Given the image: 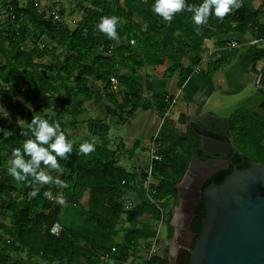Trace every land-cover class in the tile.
Instances as JSON below:
<instances>
[{"label":"trees","instance_id":"1","mask_svg":"<svg viewBox=\"0 0 264 264\" xmlns=\"http://www.w3.org/2000/svg\"><path fill=\"white\" fill-rule=\"evenodd\" d=\"M17 2V0H13L4 8L5 13L9 14L4 21L8 25L7 31L2 29V24L0 23V80L8 85L13 84L17 86L19 83L26 85V102L34 101L40 92L50 96H58L61 101V109L58 112L56 120L59 123L68 117V109L72 104L71 98L64 99L66 97L60 95L59 88L49 77V73H57L58 70L53 66H45L41 63L47 56V51L37 48L25 50L22 47L27 38L35 37L39 33L40 35H46L50 40H54L55 36H60V39L55 43L64 47L70 53L72 52L71 55L66 57L64 63L67 77L76 73L74 79L77 88H74L76 94L71 97L78 98L80 94H85V79L95 74L97 75V80L104 87L105 98L121 112L126 111L125 113L128 117H131L138 108L142 110L151 108V105L148 103H144L141 107L139 106L137 91L139 87L131 77L118 75L116 71L111 69L112 54L109 55L108 51L111 49L112 39L96 29V25L102 17L114 15L111 10L100 12L89 8L84 9L83 17L77 28L70 30L62 27L60 23L53 21L52 18H48L47 16V18H44L43 14H38L31 3H28L26 7L21 9ZM154 2L155 0H125L127 9L126 11H121V17L127 20L128 23L120 33L117 23L116 32L118 38L133 36L135 39H132L134 44L136 42L138 46L143 45L148 47L147 54L152 58L149 65L162 64L161 56L167 55L165 78H171L176 71L180 73L183 71L182 67L170 57L171 50L175 46L171 36H177L176 39L181 41L185 50L187 44L182 40L183 38L193 43L195 48L198 49V46L201 45L203 39L206 38L212 29L217 30L221 25L226 24V22L234 23L235 27L232 30L241 34L248 27L256 28L257 26V14L249 13L244 7L242 0H239L240 7L235 8L233 13L230 11L223 18L211 14L207 23L199 26L192 22V13L186 10L174 14L171 22L164 21L153 13L152 5ZM186 2L188 4L199 5L202 3V0H186ZM11 16H14V19ZM158 20L167 24L169 36L162 34L161 30L164 31L165 29L163 25H158ZM137 21L147 23L149 27L143 31ZM13 23L17 25V28H14ZM97 45H101L100 49L103 53L95 55L90 66L84 64L86 56ZM112 53L114 54L113 48ZM248 53L252 61L251 70L253 73H256V63L264 61V49L250 47ZM131 59L132 57L121 59V61L131 63ZM138 66L141 65L138 64ZM113 76L117 78L119 86H123L126 90L121 104H118L115 92L111 90L110 79ZM0 95L3 97V104L14 101L16 96L12 88L1 91ZM166 96L168 95L161 94L159 97L153 99V106L159 111L160 116L171 108L170 100L165 101ZM169 98L171 99L172 97L169 96ZM242 111L246 112L245 110ZM253 116L257 119L260 118L257 115ZM260 119L264 120V118ZM255 120L254 118L250 120L245 119L242 116L234 114L231 118L230 131L235 141L243 143L244 146L247 143H252L254 147L253 151L264 155V133L260 135L261 131L257 127L261 126V130L264 132V124L261 125L258 121L255 122ZM97 124L102 125V123ZM70 126L74 128L75 123L71 121ZM107 130L108 127L104 126V131L106 132ZM10 132V136L0 140V154L3 151L11 154L14 148L22 147L23 142L32 135L28 127H11ZM24 133H27V135H24ZM172 133L176 139V133L174 131ZM92 136L98 137L99 134L93 130ZM184 137L180 136V140H185ZM164 140L170 145V136H166ZM101 145L102 148L96 147L97 157L89 158L87 154H80L79 144L73 143L72 152L67 154V157L64 159L58 158L64 170L62 178L66 179L68 187H65L60 192L54 183V192L51 194V200H49V197L44 196V192L49 191L51 185L50 183L45 184V188L39 194L40 199L43 200L41 204L29 201L20 206L13 205L11 207L12 216L16 220L13 236L16 244L21 249L26 250V255L29 259L39 257L42 262L47 264H53L55 261L58 264H102L100 256L111 254V258L116 263L124 264L129 255V250L133 246V242L139 239H147V235L133 229V231L125 235L122 243H114L113 238L116 236V225L121 215H126V220L133 226L137 222L135 221L136 217L142 216L144 213L154 216V213L157 211L155 210V206L149 203H142L131 211L124 210L121 196L124 190H128L129 186L133 183V176L120 167L118 168L115 165L113 167L112 157H114V153H105V141ZM192 147L197 149L198 143L196 141H193V144L189 142V145L187 144L182 148V151L187 154V158H182L177 153H160L161 161L155 162L152 167L153 171L162 178L159 185L155 188V194L152 196L154 201L176 198L177 189L175 184L180 181L186 171L190 156L192 155ZM250 163V161L246 160L242 169L249 167ZM42 167L46 166L42 164ZM231 171L232 168L218 174L217 177H213L205 184L204 188L210 183L218 185ZM6 190L5 186L0 187V192ZM60 193H63L64 201L67 203H77L78 200H81L82 195L87 193V211L81 214L93 218L96 221L95 226L91 227L82 224L80 226H73L68 230L64 222L65 220L61 219L64 225L61 227L59 233L57 235L51 233L52 227L59 223L61 204L56 202L55 197ZM107 203H110L115 211L110 217H103L102 215L108 211L106 207ZM203 216L204 201L196 204L194 218L190 227V231L195 233L196 236L199 233L200 220ZM63 222H60V224H63ZM75 227H79L77 231H74ZM70 236H73L75 241L71 239L66 244L65 241ZM78 239L84 240V244L78 245ZM112 248H115L114 252L117 253H113ZM16 250L17 248L15 247L11 249L12 252H16ZM76 256L83 259L84 263L76 262L74 259ZM155 261L159 264L166 263L158 258ZM0 263L4 264L5 262L2 263L0 261Z\"/></svg>","mask_w":264,"mask_h":264},{"label":"rangeland","instance_id":"2","mask_svg":"<svg viewBox=\"0 0 264 264\" xmlns=\"http://www.w3.org/2000/svg\"><path fill=\"white\" fill-rule=\"evenodd\" d=\"M12 1L13 0H0V23L2 24V29L5 31H7L8 25L6 22H4L5 17H6V15L4 14L5 12L4 8L6 5H9L10 2ZM17 1H18L17 4L18 6L21 7V9L26 7L28 3H31V4L33 3L32 0H17ZM38 1H39V6L38 7L33 6L35 11L38 14H43L44 18H47V17L49 18V14L51 13V11L54 8H58L59 15L62 17V19H64V23H60V24L62 25V27L66 29H70V30L77 28L79 22L81 21L83 17V10L88 9V8L94 9L100 12L111 10L115 16L119 17V21H118L119 33L124 30L125 25H127L128 23L127 20L121 17V11H126L127 9L125 0H38ZM234 9L235 7L231 10V13H233ZM137 22L140 24L141 29L143 31H145L149 27L147 23H142L140 21H137ZM14 23H13L14 28H17V25ZM158 25L159 26L163 25L165 30L164 31L161 30L162 34L164 35L167 34L169 36L168 30H167V24H164L161 22V20H158ZM171 38L175 44L177 45L180 44V42L177 41L178 39L176 40L177 36H174V37L171 36ZM58 39H60V36H55L54 40H50L46 35H40L39 33H37L35 37L32 36V37L27 38L26 42L23 44L22 47L25 50H30L31 48H37L39 50L47 51L46 53L47 56L41 61V63L45 66H53L58 70L57 73L56 72L49 73V77L51 81L54 82L55 85L58 86L60 95H63L64 97H66L64 99H67L68 97H71L72 95L76 94L75 89H74L76 88V82L74 81L76 77V73L68 77L65 74V70H64L65 59L67 56L71 55L72 52L70 53L64 47L56 44L55 42ZM132 39H134L133 36H130V37L123 36V37H119L118 39H112L111 41V50L112 48L114 50V54L111 53L112 54L111 69H113L117 73H119L120 67L124 66L125 64H131L133 67H138V64L139 65L149 64V62L152 60V58L147 54L148 47L143 46V45L138 46L136 42L135 44H130L131 43L130 41ZM238 39L240 42L242 41L241 37H238ZM262 45H259L258 47ZM100 48H101V45H97L94 49H92L91 52L86 56V61L84 62V64L90 66L92 64V60L94 56L103 53ZM175 50L176 49L174 47L171 50L172 53H174ZM82 53H84V51H82ZM130 57H132L131 63H125L121 61V59H126ZM161 57L163 61L165 60L167 61V55H163ZM113 78L117 82V78L114 76ZM96 80H97V75L95 74L90 77H86L85 79L86 83L84 86L85 94H80V96H78V98L82 102L87 101L88 99L93 97L94 94H99L100 98L102 97V94L104 93V87L103 85L97 86ZM117 86H118V83H117ZM7 88H12L15 91L16 96H15L14 101L6 102L5 104H3L2 103L3 97L2 95H0V140L2 138H5L11 135V132H10L11 127L27 128L28 123L32 119V116L42 115L46 118L49 117L47 119H49L50 121H57L56 119L58 118V112L61 109V101L59 100L58 96H52V98L48 100V99H45V94L40 92L34 101L26 102L25 101V94L27 90L26 85H24L23 83H19L17 86L13 84L8 85V84H5L2 80H0V92ZM98 90L100 92L97 93ZM115 93H116L115 94L116 96H119L122 93L120 91L119 86L117 87V90ZM68 110H70V108ZM77 111H80V109L78 108ZM163 115L161 116V118H163ZM235 115L242 116L243 118L249 119V120L254 118L256 119L255 122L258 121L259 124L261 125L264 124L263 119L255 118V116H253L254 114L248 111L243 112L242 110H240V111H237ZM68 116L71 118L68 119V117H66L60 122L61 123L60 130L65 133V135L68 137L69 140L72 141V143L80 145V140L82 136L81 133H83V130H81V133H79L80 131L78 128L79 124L74 122V118L76 116L78 117H81V116L77 115L75 110L72 111V116H71V113H69ZM71 121L75 123L74 128H71L70 126ZM97 123H102V125L97 124ZM104 126H106L105 123L101 121L94 122L91 128L92 129L91 133L94 130L99 134L98 137H95L98 140L97 145L99 146V148H102L101 143L105 141L106 142V149H105L106 152L105 153H115V149L119 150L117 149V147L118 145H121V144H116V141L110 140L111 138L107 140V135L105 138ZM257 127H259V130L261 131L260 135L264 133L261 130L262 128L261 126H257ZM163 128L165 131L164 138L166 136L167 137L170 136L171 141H170V145H168L167 142L162 137V139L160 140V153H163V152H171L172 154L177 153L180 157L187 158V154L182 151V148L183 146L185 147L187 144L189 145V143L186 142L185 140L181 141L178 138L176 139L174 138L173 133H172L173 123H172V120H170V118L165 120V122L163 123ZM109 130L110 128L106 132H108L109 134L112 133V131L109 132ZM77 131L78 133H76ZM109 137H111V135ZM232 143L235 148H237L240 152L245 154L251 161L264 163V155L257 154L256 151L254 152L253 151L254 147L252 143H247L244 146L243 143L237 142L235 141V139H233ZM149 151L150 150L148 147V153ZM88 155L89 154H87V156ZM10 158H11V154H8L6 151L1 152L0 154V187L5 186L7 190L0 192V261L2 263L5 262L4 264H47V263L42 262L39 257L29 259L26 255V250L21 249V247L18 246V244H16L15 238L13 236V233L15 231L16 220L12 216V212L10 210L13 205L20 206L29 201H34V203L38 202L39 204H41L43 200L40 199L39 194L40 192H42L43 188H45V184L40 186V191L38 195L31 196L30 193L33 191V185L29 182L31 180V177H29V181L17 182L13 179L11 175L8 174L7 161ZM112 160H113L112 166L115 167L114 166L115 158L112 157ZM50 174L54 178L58 176L61 180L66 181V179L62 178V173L57 172L54 169L50 170ZM179 182L175 184V187L179 185ZM140 183L141 184L137 183L134 185L133 184L130 185L129 186L130 190L132 192L135 190V193H136V190L138 189H142V190L148 189L146 185L142 184L143 182H140ZM53 184L54 183H50L51 188H49L50 190L48 191L51 194L54 192V188H55L53 187ZM56 187L58 188L60 192L64 189V188H61L57 184H56ZM153 190L154 192L149 191L151 195L149 196L150 198H152V196L155 194V189ZM141 192L142 191H140V193ZM125 195L126 193L123 192V195L121 196V198L124 197ZM87 197H88V194L84 193L82 195L81 200H78L77 203L64 202L63 204H61L60 215L58 219L59 223L55 224L56 227H52V230L50 232L53 233L54 235H57L59 231L61 230V227L64 225V222L68 230H70L71 227L73 226H77V225L80 226L82 224L94 227L96 221L91 217H87L81 214L87 211V207H86ZM51 198H52V195L49 197V200H51ZM173 199L175 200L172 204L170 215L167 218V236L165 238V243L156 242V247L152 253V256H149V250H150V246L152 242L149 243L146 239H141V244L139 245L138 240L135 241L137 242V244L134 245L135 249L133 248L134 250H131V249L129 250V255L126 261H124V264H159L157 261H155L156 258L162 259L163 261L167 263V260H168L167 258L170 255V251H169L170 243L172 241V236L175 233L173 227L170 225L171 217L176 211V209L179 208V204H180L177 197ZM121 200L123 202L124 210L125 211H127V209L129 210L131 208L130 200L127 199L130 205L125 203L124 199H121ZM165 200L169 201L171 200V198L165 199ZM153 204L157 205L158 202L153 200ZM106 207L108 211L106 214L102 216L110 217L112 213L115 211V209L114 207H112L110 203H107ZM122 216L123 215L120 216V219L116 225L117 227L116 234L118 232H127L126 229L124 228L126 227V225L123 224L124 221H123ZM61 219L65 221L63 222ZM142 219H145V218H142ZM136 221H142L141 225H144L147 223V221H143L140 219ZM60 222H63V224H60ZM78 228L79 227H75L74 231H77ZM117 237L113 239L114 243L115 244L122 243L123 240ZM124 237H125V234L123 236V239ZM71 239L75 241L74 237L70 236L65 241L66 244H68L69 241H71ZM78 240H79L77 243L78 245H83L85 242L84 240H80V239ZM12 244L14 245L12 246ZM13 247L17 248L16 252L11 251ZM137 247H139L140 249L138 250ZM112 252L117 253L114 251ZM101 256L104 258V260L102 261L103 262L105 261L106 264H118L115 262L114 259L111 258V254H103ZM74 259L76 262L84 263V260L81 258H77V256ZM56 262L57 261L53 263L55 264Z\"/></svg>","mask_w":264,"mask_h":264},{"label":"crops","instance_id":"3","mask_svg":"<svg viewBox=\"0 0 264 264\" xmlns=\"http://www.w3.org/2000/svg\"><path fill=\"white\" fill-rule=\"evenodd\" d=\"M242 3L249 13L257 14L256 28L248 27L241 34L232 30L235 27L234 23L228 22V25L226 22L219 29H212L206 38L203 39L201 45L198 46V49L195 48L193 43L188 42L184 38L182 40L187 44L185 50L181 41L176 39L180 44L174 43L176 50L170 54V57L182 67L183 71L181 73L176 71L171 78H165L166 60H162L163 63L160 65L144 64L133 67L131 64H125L120 67L118 75L131 77L139 87L137 90L139 106L141 107L144 103H148L151 105L150 109L142 110L138 108L131 117H128L125 113L126 111L121 112L118 110L114 104L105 98L104 93L101 98L99 94H94L93 97L85 102H82L79 98L69 97L72 101L69 113L72 116V111L75 110L76 114L81 116L74 118V122L79 124V133L83 130L80 144L85 140L92 141L95 138L91 133L94 122L101 121L105 123L108 129L110 128L109 132L112 131L110 134L105 132V138L107 135V140L111 138L110 140L116 141V144H121L119 150L115 149L113 157L115 158V166L120 167L133 176V185L143 182L142 184L148 187V192L147 190L138 189L135 193V190L132 192L130 187L128 190H124L126 195L121 199H124L128 205L130 204L127 199L131 203V208L127 209V211H131L142 203L154 205L153 199L149 197L151 196L149 191L154 192L153 189L162 180L153 171L152 167L155 162L151 161L148 153L150 142L156 137V142L160 147V140L162 137L164 138L165 134L163 125L160 127L161 116L159 111L153 106V99L161 94L171 96L175 101L172 109L176 110L179 116L178 121L180 122L181 117L201 107L212 93L231 95L239 92L253 81L255 75L251 70L252 61L248 51L250 47L264 49V0H242ZM238 37H241V42ZM252 40H259V42L251 45L250 42ZM233 42L237 44L235 48L230 47ZM259 45L262 46L258 47ZM255 69L256 72L262 74L264 61L257 62ZM96 85L102 86V83L96 80ZM119 88L122 93L119 96L115 95V98L118 104H121L126 90L121 85ZM98 92L100 91L98 90ZM50 98L52 96L45 94V99L50 100ZM78 108L80 111H77ZM69 118L71 117L68 116ZM171 118H174V116L171 115ZM175 126L176 122H173L172 131H177ZM110 135L111 137H109ZM177 136L175 137L180 139V136ZM97 141L95 138V150L89 153V158L97 157ZM185 141L190 142L187 138ZM140 191L142 192L140 193ZM174 200L173 198L169 201L165 199L157 200L158 204L154 205L157 212L154 213V216L144 213L142 216L135 218V221L139 219L147 221L144 225H141L142 221H137L132 226L126 220V215H123V224L126 225L124 228L127 232H118L113 239L118 236L117 238L123 240L124 234L126 235L136 229L147 235L146 240L149 243H165L167 218L170 215ZM138 242L140 245L141 239ZM135 244L137 242H133L131 250L135 249ZM137 249L139 250L140 248L137 247ZM102 264H106V262L102 261Z\"/></svg>","mask_w":264,"mask_h":264},{"label":"water","instance_id":"4","mask_svg":"<svg viewBox=\"0 0 264 264\" xmlns=\"http://www.w3.org/2000/svg\"><path fill=\"white\" fill-rule=\"evenodd\" d=\"M240 110L264 118V70L256 72L253 81L237 93H212L180 122L176 110H171L175 128L184 134L191 130L189 139L210 159L202 161L192 154L176 187L180 204L170 224L179 230L171 241L168 264H264V164L234 167L221 183L204 188L209 178L229 169L221 156L235 153L230 126ZM208 142L226 151L211 150ZM202 201L204 216L196 236L190 227L196 204Z\"/></svg>","mask_w":264,"mask_h":264},{"label":"clouds","instance_id":"5","mask_svg":"<svg viewBox=\"0 0 264 264\" xmlns=\"http://www.w3.org/2000/svg\"><path fill=\"white\" fill-rule=\"evenodd\" d=\"M240 7L239 0H202L199 5L188 4L186 0H155L152 5L154 14L164 21L171 22L174 14L187 11L192 13V22L199 26L207 23L211 14L223 18L232 8ZM119 17L104 16L96 25V29L105 33L110 39H118L116 26ZM199 30V28H197ZM31 136L26 139L22 147L14 148L11 158L7 161V172L17 182L29 181L33 185L31 196L38 195L40 186L55 183L61 188L68 187L66 181L58 176L53 177L50 170L62 173L64 170L58 160L67 157L73 150V143L60 130L58 121H50L42 115L32 116L28 123ZM27 135V133H24ZM95 150V138L92 141L85 140L79 145L80 154H89ZM42 164L46 167H42ZM45 197H50L51 193L44 192ZM56 202L63 204L64 195L60 193L55 197Z\"/></svg>","mask_w":264,"mask_h":264},{"label":"flooded vegetation","instance_id":"6","mask_svg":"<svg viewBox=\"0 0 264 264\" xmlns=\"http://www.w3.org/2000/svg\"><path fill=\"white\" fill-rule=\"evenodd\" d=\"M175 133H176V136L178 135V136H185L186 138H188L187 140H189L190 141V143H192L193 144V140H191V139H189V137H191V130H188L187 131V133H183L182 132V130L181 129H177V131H175ZM230 133H231V131H230ZM185 138V139H186ZM231 141L233 142V137H232V134H231ZM232 146H233V143H232ZM207 147L209 148V149H211V150H219V151H226L225 150V148H223V147H219V146H217V145H215L214 143H211V142H208L207 143ZM192 150H193V155L195 156V157H197L198 159H200V160H202V161H207V160H209L210 159V157L209 156H206L205 154H203V153H201V152H199V151H196L197 149L195 148V147H192ZM191 150V151H192ZM233 150L235 151V153H231V152H229V153H224V155L223 156H221V159H222V161H225V162H227L228 163V167H229V169L228 170H230V168H234V167H236V168H238V169H242L243 168V166H244V164H245V161L246 160H248V161H250L251 163L250 164H252V163H256V164H264V163H261V162H253V161H251L245 154H243L242 152H240L237 148H235L234 146H233ZM191 157V156H190ZM214 158H218V156H214ZM223 172H226V171H223ZM220 173H222V172H219V173H217V174H215V175H213L211 178H209L208 179V181H207V183L213 178V177H217L218 176V174H220ZM206 183V184H207ZM194 218V217H193ZM172 226V225H171ZM173 227V229H174V231H175V233H176V230L178 231L179 230V228H176V227H174V226H172ZM191 232V231H190ZM175 233H174V235H175ZM191 233H193V232H191ZM193 234H195V233H193ZM174 235L172 236V239H173V237H174ZM187 237L188 236H186V237H184V239H187ZM185 241V240H184ZM171 250V243H170V247H169V251ZM188 251H190V250H188ZM171 253V252H170ZM171 255V254H170ZM170 255H169V257H170ZM169 257L167 258V259H169ZM167 264H168V260H167Z\"/></svg>","mask_w":264,"mask_h":264},{"label":"built area","instance_id":"7","mask_svg":"<svg viewBox=\"0 0 264 264\" xmlns=\"http://www.w3.org/2000/svg\"><path fill=\"white\" fill-rule=\"evenodd\" d=\"M32 4L34 7H38L39 6V1L38 0H32ZM20 7V6H19ZM11 8V7H10ZM21 8V7H20ZM4 14L6 15V17L9 16V14L5 13ZM5 17V18H6ZM49 17L52 18L53 21L57 22V23H64V19H62V17L59 15V9L58 8H54L51 13L49 14ZM12 19H14V16H11ZM131 43L130 44H134V41L131 40L130 41ZM259 42V40H252L250 42L251 45H255ZM236 42H233L230 44V47L231 48H235L236 47ZM112 53V50L110 49L108 51V54L110 55ZM110 84H111V90H113L114 92H116L117 90V82L115 81L114 78H111L110 79ZM170 100V103H171V108L164 113L163 115V118H161V122H160V127L163 125V123L165 122V120L169 119L171 117V110H172V107L174 105V99L173 98H169V96H166L165 98V101H168ZM156 137L150 142V145H149V156L151 158V161L152 162H160L161 161V156H160V147H159V144H157L156 142ZM53 227H56V225H54ZM156 247V243H152L151 246H150V250H149V256H152V253L154 251ZM112 251H115V248H112ZM100 260H104L103 257H100ZM148 260V259H147Z\"/></svg>","mask_w":264,"mask_h":264}]
</instances>
